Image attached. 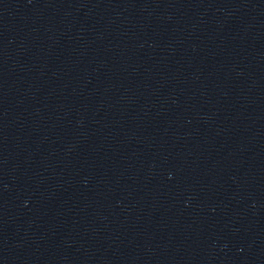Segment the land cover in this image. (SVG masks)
Returning <instances> with one entry per match:
<instances>
[{"label": "water", "instance_id": "95a60500", "mask_svg": "<svg viewBox=\"0 0 264 264\" xmlns=\"http://www.w3.org/2000/svg\"><path fill=\"white\" fill-rule=\"evenodd\" d=\"M0 264H264V0H0Z\"/></svg>", "mask_w": 264, "mask_h": 264}]
</instances>
